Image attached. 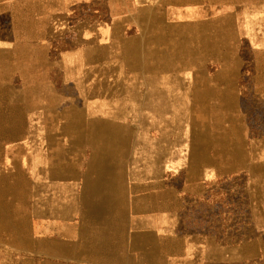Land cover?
I'll return each instance as SVG.
<instances>
[{"label": "crops", "instance_id": "obj_1", "mask_svg": "<svg viewBox=\"0 0 264 264\" xmlns=\"http://www.w3.org/2000/svg\"><path fill=\"white\" fill-rule=\"evenodd\" d=\"M201 1L0 0V264H264V37Z\"/></svg>", "mask_w": 264, "mask_h": 264}, {"label": "rangeland", "instance_id": "obj_2", "mask_svg": "<svg viewBox=\"0 0 264 264\" xmlns=\"http://www.w3.org/2000/svg\"><path fill=\"white\" fill-rule=\"evenodd\" d=\"M193 7L197 8V9H201V7L204 8V10H209V11H228L231 12L233 14H235V16L239 17H244L242 19H237L235 21V31L237 33L240 34V42L241 43H245L244 41H242V39L244 38V36L241 34V29H247V27H256L258 30L257 32L259 33L256 37L258 38H263L264 37V21L263 20H259V21H254V23L251 24L250 22H252L253 20L250 19V17H253V13L256 12L257 14L259 12H261V16L264 15V4H249V3H219L217 5L215 4H210V3H203L202 1L198 4H193ZM225 28H229V29H233V26L231 25H225ZM234 38V42L236 40V37H232L230 36L228 38L229 43H232V39ZM244 40V39H243ZM243 56H241V58H246L247 53L242 52L241 53ZM245 56V57H244Z\"/></svg>", "mask_w": 264, "mask_h": 264}]
</instances>
